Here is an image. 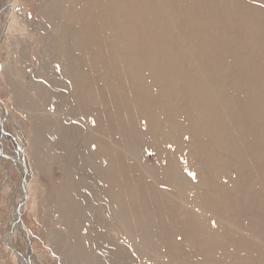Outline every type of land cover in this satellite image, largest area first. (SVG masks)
Instances as JSON below:
<instances>
[{
	"label": "rangeland",
	"instance_id": "374dc122",
	"mask_svg": "<svg viewBox=\"0 0 264 264\" xmlns=\"http://www.w3.org/2000/svg\"><path fill=\"white\" fill-rule=\"evenodd\" d=\"M263 160L264 0H0V264H264Z\"/></svg>",
	"mask_w": 264,
	"mask_h": 264
},
{
	"label": "bare ground",
	"instance_id": "6f19581e",
	"mask_svg": "<svg viewBox=\"0 0 264 264\" xmlns=\"http://www.w3.org/2000/svg\"><path fill=\"white\" fill-rule=\"evenodd\" d=\"M87 6V5H86ZM145 16H147V14H144ZM81 18V17H80ZM100 22V21H99ZM146 24V29H148L149 28V24H148V22H146L145 23ZM146 37H147V40H149L150 42H151V37H150V31L149 30H146ZM150 48H151V45L149 46ZM90 57V56H89ZM148 61H150V60H148ZM72 73H73V75H75V73H76V70L75 69H73V71H72ZM153 74V73H152ZM245 75V74H244ZM154 79H156V77H154ZM80 81L82 82V83H84V82H86V78L85 77H83L82 75L80 76ZM94 88H99V89H102V86L101 85H96V87H90V90L91 91H96ZM80 91H82L83 90V85H80V87L78 88ZM22 92V91H21ZM92 102L93 103H97L98 105H100V104H102V102L100 101V100H92ZM92 111L94 112V111H97L98 112V117L99 118H101L102 119V111L100 110V108H93L92 109ZM242 111V108L241 107H239V110H238V115L235 117V124H236V127H237V129H242V128H244V126L246 127V125L247 124H251L252 123V121H253V116H250V117H245L243 114L242 115H240V112ZM88 116V115H87ZM98 118V121L99 122H101V120ZM97 130H99V129H97ZM40 135H41V133L40 132H37V137L39 138L40 137ZM237 136V134H235V133H232L231 134V138L232 137H236ZM42 138V137H41ZM221 137H219V139H218V142L219 143H221L222 144V138L220 139ZM40 139V138H39ZM65 159H67V158H65ZM260 163H262V168L260 169V173L257 171L256 173H255V178L256 179H259V180H261L262 181V175L264 174V160L263 161H261ZM20 231V230H19ZM100 245H102V240L100 241V243H99Z\"/></svg>",
	"mask_w": 264,
	"mask_h": 264
},
{
	"label": "snow or ice",
	"instance_id": "6c2138e0",
	"mask_svg": "<svg viewBox=\"0 0 264 264\" xmlns=\"http://www.w3.org/2000/svg\"><path fill=\"white\" fill-rule=\"evenodd\" d=\"M190 175H193L194 176V174H190Z\"/></svg>",
	"mask_w": 264,
	"mask_h": 264
}]
</instances>
